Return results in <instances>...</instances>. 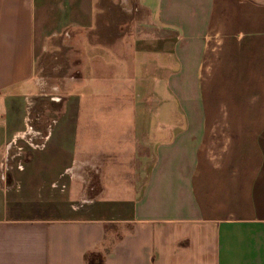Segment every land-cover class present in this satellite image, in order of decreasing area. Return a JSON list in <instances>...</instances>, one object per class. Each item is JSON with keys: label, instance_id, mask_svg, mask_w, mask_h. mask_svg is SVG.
Here are the masks:
<instances>
[{"label": "crops", "instance_id": "1", "mask_svg": "<svg viewBox=\"0 0 264 264\" xmlns=\"http://www.w3.org/2000/svg\"><path fill=\"white\" fill-rule=\"evenodd\" d=\"M105 10L0 0V264H264V0Z\"/></svg>", "mask_w": 264, "mask_h": 264}, {"label": "rangeland", "instance_id": "2", "mask_svg": "<svg viewBox=\"0 0 264 264\" xmlns=\"http://www.w3.org/2000/svg\"><path fill=\"white\" fill-rule=\"evenodd\" d=\"M124 2V3H123ZM123 3V4H122ZM127 3V0H101V5L106 8L105 14L103 17H116V18H124V16L120 12V8L125 7ZM64 59L63 54L57 55L55 58H46L42 61L41 67L36 68V78L38 82L42 85L43 90L38 92V94L41 96L42 100L38 101L35 106H33L32 112L40 113L43 112V107L45 105V102L50 101L51 97H57L60 96L58 94V90L56 89L51 90L52 87L56 86V83L58 82L59 78L63 75L62 71L59 67L56 66L55 72L52 71V64L55 63L59 66L61 64L62 60ZM65 69V66L63 67ZM62 69V70H63ZM19 153L16 155L14 159V164L22 163L24 162V156H21V153L23 151V146L18 150ZM18 168V167H17ZM51 213V212H48Z\"/></svg>", "mask_w": 264, "mask_h": 264}, {"label": "built area", "instance_id": "3", "mask_svg": "<svg viewBox=\"0 0 264 264\" xmlns=\"http://www.w3.org/2000/svg\"><path fill=\"white\" fill-rule=\"evenodd\" d=\"M28 142L30 143V140L28 139Z\"/></svg>", "mask_w": 264, "mask_h": 264}, {"label": "trees", "instance_id": "4", "mask_svg": "<svg viewBox=\"0 0 264 264\" xmlns=\"http://www.w3.org/2000/svg\"><path fill=\"white\" fill-rule=\"evenodd\" d=\"M93 260H96V258H94Z\"/></svg>", "mask_w": 264, "mask_h": 264}]
</instances>
